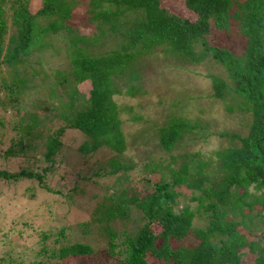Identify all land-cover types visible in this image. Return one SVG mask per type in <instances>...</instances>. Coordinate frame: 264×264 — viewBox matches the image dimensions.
<instances>
[{"label": "trees", "instance_id": "1", "mask_svg": "<svg viewBox=\"0 0 264 264\" xmlns=\"http://www.w3.org/2000/svg\"><path fill=\"white\" fill-rule=\"evenodd\" d=\"M181 2L189 13L175 12L162 0H39L38 4L0 0V64L8 67L7 77L0 74V79L9 91L6 100L0 99L1 106L12 108L19 102L17 96L28 86L26 66L33 51L49 45L51 34L62 32V39L67 40L68 68L48 73L63 86L65 97L42 106V115L32 112V121L25 127L16 122L28 142L36 137L34 129L42 137V144L35 147H45L42 160L47 166L41 171L48 172L62 148L61 134L80 132L86 139L78 150L87 154L103 146L110 149L113 155L106 159V173H118L119 185L127 183L99 205L96 220L128 218L130 211H138L140 228L134 234L125 233L120 247L114 241V228L103 225L110 238L109 250L107 261L96 264H152V259L162 264H264V0ZM7 3L9 16L4 9ZM9 29L13 31L5 36ZM231 33H237V42L245 41L237 52L219 43ZM106 36L114 37L108 48L103 47ZM148 56L159 58L162 65L168 63L171 69L184 68L189 62L216 61L230 81L210 74V96H230L241 111L239 124L246 126L245 133L219 132L230 143L208 156L184 148L185 141L210 135L209 123L192 122L180 112L167 116L162 124L146 120L149 126L139 132L124 133L114 95L141 93L140 79L147 70H154L146 61ZM41 70L48 77L42 67L30 73L38 75ZM85 84L88 89L79 88ZM21 110L27 114L25 108ZM55 118L64 125L52 132ZM21 139L19 149L13 148L12 141L1 151L7 157H23ZM148 142L159 148L158 157L151 152L143 157L127 153L130 144L137 149ZM97 168L104 171L102 165ZM2 175L14 181L21 177L33 180L34 186L27 188L31 192L22 190L16 198L22 200L20 205L27 202L26 207L32 199L28 212L34 201L38 207L36 194H52V201L43 205L51 220L56 216V196L69 194L47 184L44 174L33 169L4 170ZM7 200L11 208L0 211V243L6 244L4 238L22 239L23 249H31V263L43 264L40 259L44 257L63 261L95 254L90 244L72 240L76 230L71 225L45 230L32 222L30 214L23 222L20 205ZM154 222L160 226L157 233L151 228ZM48 235L54 236L52 247ZM57 242L61 245L55 249ZM16 263L13 256L6 257L5 264Z\"/></svg>", "mask_w": 264, "mask_h": 264}, {"label": "rangeland", "instance_id": "2", "mask_svg": "<svg viewBox=\"0 0 264 264\" xmlns=\"http://www.w3.org/2000/svg\"><path fill=\"white\" fill-rule=\"evenodd\" d=\"M32 4H38L39 0H30ZM162 3L167 8L178 13H189L181 0H162ZM11 5V3H10ZM4 9L7 12V16L11 11L9 3L4 4ZM79 20L81 17L76 15ZM7 26L10 27V19H7ZM236 27V26H235ZM13 30L9 29L5 36H9ZM234 33V32H233ZM229 34L228 37H223L219 43L221 45L229 46L232 50L239 51L243 47L244 42H237V33ZM62 32L57 34H51L50 44L46 45L44 49L34 50L30 56L29 65H27L28 74L26 75L27 87L21 92L17 98L18 103L14 104L12 108L5 105H0V119L3 120V125L0 124V204L2 203L1 213L11 208L7 199L13 200V203L20 205L22 200L17 201L16 198L22 196V190L24 192H31L27 190L29 186H34V182L27 177H21L19 180L14 181L2 175L4 170L6 172H17L21 169L36 170L44 174V181L53 188H60L63 193L68 190L69 194L65 197V193H61L56 196L57 208H55V219H49L46 215L43 205L52 201L49 193L36 194L35 200L30 207L29 204L32 199H29L28 206L24 204L18 207L20 216H22L23 222L28 219V215L32 216V222L39 224L41 228L47 230L52 228L55 231L59 226L71 225L76 233L72 240H79L84 243H88L93 247L95 254L71 256L63 261L58 258L44 257L40 259L43 264H96L97 261H107L106 254L109 250L110 240L103 228L104 224H110L116 232L114 241L119 245H122V240L125 237V233L134 234L140 228V224L137 222L139 219L138 211L133 210L128 214V218H121L115 216L109 220L97 221L96 213L100 204L108 201V196L115 192V188H121L126 186L124 182L119 185L117 180V174L106 173L109 170L106 167V159L113 155V152L105 146L100 147L96 151L84 154L78 150V146L86 139V137L80 132H63L59 137L63 146L59 150L57 156L52 161L51 167L48 172L41 171L47 166L42 160V153L45 147H39L35 150V147L42 144L41 138L37 134V130L34 129L36 137L30 139L28 142L27 137H22V130L17 128L16 122L23 124L25 127L32 121V112H36L38 115H42L45 111L42 110V106H51L59 98L65 97L63 86L58 84V81L54 76L49 75L51 70L56 68L67 69V57L66 47L67 40L62 39ZM114 37L106 36L103 42L106 43L104 48L111 47L114 42ZM121 38H115V41ZM224 39V40H223ZM156 54V53H155ZM158 57H161L160 55ZM157 57V58H158ZM162 58V57H161ZM149 59V60H148ZM148 60V61H147ZM147 62L153 67L154 70L146 71V76L140 79L141 93L135 96H127L125 94H116L114 99L119 106V116L122 119V130L124 133H136L139 129L147 125L148 121H153L158 124H162L167 116L179 112L185 115L186 118L201 120L202 123H209L208 129L212 132L210 135L191 141H185L186 151L199 150L203 156H208L213 149L225 146L230 143L228 136L219 135L223 132H238L244 134L246 126L239 124L241 111L234 105L230 96L225 98L211 97L212 83L209 75H218L223 77L226 81H230L222 66L216 64L214 60H201L199 62H189L184 64V68L171 69L170 65L166 63L162 65L161 60L158 58L153 60L151 56L146 59ZM39 67L45 68L48 77H45V73L40 71L38 75L31 74V69L38 70ZM8 67L5 64H0V74L3 77H7L6 71ZM30 70V71H29ZM8 86L0 79V99L6 100L9 95V91L6 89ZM82 90L88 89V85H79ZM5 107V109H4ZM25 108L27 114L21 110ZM140 116L138 119H132V116ZM204 120V121H203ZM64 125V121L55 118L50 128L52 132H56L60 127ZM43 136V134H40ZM22 138L21 147L19 152L23 151V155L27 154L29 158L19 157H7L1 150L9 146L11 142H15L14 149H19L18 141ZM238 143V142H236ZM134 145L130 144V148L127 153L131 155L144 156L147 152H151L153 156L158 157L159 148L153 147L152 143L148 142L144 147L134 148ZM151 149V150H150ZM138 150V151H137ZM136 152V153H135ZM167 155V154H165ZM61 158V159H60ZM167 162L165 161L164 164ZM104 166L103 170H99V166ZM101 172H105L103 174ZM108 174V175H107ZM159 175H152V177H158ZM166 177H169L167 175ZM120 178L124 181V173L120 172ZM170 178V177H169ZM113 186V187H112ZM150 185L146 184V188ZM185 191V190H184ZM21 195V196H19ZM13 197V198H12ZM50 198V199H49ZM30 217V216H29ZM151 228L154 233L160 230L159 224L156 222L151 224ZM36 233V232H35ZM37 234V233H36ZM49 237V238H48ZM48 242L52 247L53 237L48 235ZM4 238L6 244L0 243V261L5 264L6 257H14L16 264H33V256L31 249H23L25 246L22 244L23 240L18 241ZM22 244L20 245L17 244ZM61 245L60 242L55 243L53 248L57 249ZM115 246V250L119 248ZM4 256L2 259L1 257ZM152 264H162L161 260L152 259Z\"/></svg>", "mask_w": 264, "mask_h": 264}]
</instances>
